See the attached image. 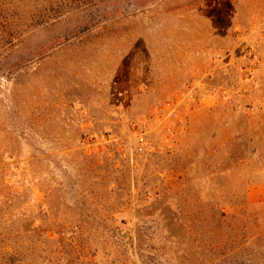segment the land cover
Here are the masks:
<instances>
[{
  "label": "rangeland",
  "instance_id": "rangeland-1",
  "mask_svg": "<svg viewBox=\"0 0 264 264\" xmlns=\"http://www.w3.org/2000/svg\"><path fill=\"white\" fill-rule=\"evenodd\" d=\"M0 264H264V0H0Z\"/></svg>",
  "mask_w": 264,
  "mask_h": 264
},
{
  "label": "built area",
  "instance_id": "built-area-1",
  "mask_svg": "<svg viewBox=\"0 0 264 264\" xmlns=\"http://www.w3.org/2000/svg\"><path fill=\"white\" fill-rule=\"evenodd\" d=\"M159 110L168 113V115L172 116L173 118H178V114H177L175 106H174V104L172 102L165 103ZM180 121L181 120H179V122Z\"/></svg>",
  "mask_w": 264,
  "mask_h": 264
}]
</instances>
